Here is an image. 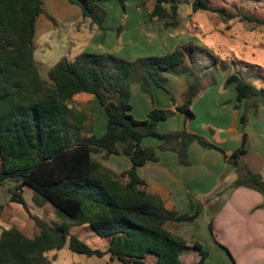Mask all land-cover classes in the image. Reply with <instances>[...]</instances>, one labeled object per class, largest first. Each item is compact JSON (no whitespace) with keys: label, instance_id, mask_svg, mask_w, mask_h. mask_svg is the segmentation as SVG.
I'll return each instance as SVG.
<instances>
[{"label":"trees","instance_id":"obj_1","mask_svg":"<svg viewBox=\"0 0 264 264\" xmlns=\"http://www.w3.org/2000/svg\"><path fill=\"white\" fill-rule=\"evenodd\" d=\"M69 1L80 8L84 18L105 30L107 11L102 2L116 1L124 8L128 0ZM41 5V0H0V183H15L11 201L25 211L27 203L20 192L22 187H29L71 220V227H89L99 237L107 238L108 246L105 250L92 248L69 233L68 226L51 227L35 218L38 233L33 237L15 226L0 229V264H51L46 253L60 250L65 244L72 252L87 257L108 254L121 264H149V255L155 257L153 264H181L187 239L174 228L194 223L202 205L192 201L191 211L181 214L167 208L160 195L149 191L136 169L156 161L157 154L141 142L146 137L160 141V150L174 151L185 165L187 148L194 141L203 148L222 150L186 129L159 130L158 123L169 116L164 109L152 108L145 119H135L131 114L130 83L140 82L142 91H148L152 84L164 88L162 72L187 67V46L134 60L89 51L71 60L63 56L48 69V83L40 77L34 59L35 22L42 13ZM178 8L177 0H154L149 15L162 20L164 27L176 26ZM191 9L211 11L226 19L239 16L212 8L207 0H193ZM240 17L252 21L245 14ZM221 66L226 68L225 64ZM224 84L233 85L236 106L246 100L248 108L264 105V88L249 83L243 73L232 71ZM197 85L193 83L185 92L184 102L175 107L189 118L194 117L190 106ZM83 93L93 95L104 109L106 127L101 137L92 133L91 117L74 100ZM250 98L255 100L250 102ZM241 123L242 127L247 123L245 114ZM246 143L243 132L240 146L227 158L237 173L231 187H249L264 196L261 174L240 163L247 151ZM100 151L123 154L131 166L117 174L92 157ZM192 245L199 254L196 264H203L208 253L197 240ZM230 264H235L233 258Z\"/></svg>","mask_w":264,"mask_h":264},{"label":"rangeland","instance_id":"obj_2","mask_svg":"<svg viewBox=\"0 0 264 264\" xmlns=\"http://www.w3.org/2000/svg\"><path fill=\"white\" fill-rule=\"evenodd\" d=\"M177 1L178 24L171 27H164L162 20L150 17L154 0H128L124 8L116 1L102 2L107 11V28L99 40L101 47L98 46V49L92 51L134 60L145 56L165 55L179 46L186 45L187 67L183 71L162 72L161 75L165 77L164 88L152 84L148 91H142L140 82L130 83L132 116L135 119H145L152 108L168 111V118L157 125L161 131L187 129L189 123L191 128L198 131H202L201 128L206 123L221 122L222 125H227L230 114L226 108H230V102H236L234 87L224 84L228 74L238 71L243 73L249 83L264 88V0H207L212 8H222L231 14L239 15L232 19H226L211 11L192 12L193 0ZM41 4L42 11L56 23L53 26H44V16L41 15L37 19L33 39L34 59L40 77L50 83L47 75L49 67L61 56L67 55L69 50L81 51V43H85V40H82L80 35L90 33L88 28L91 21L81 15L77 5L70 4L67 0H42ZM61 9L64 13L60 17L57 13ZM242 14L252 17V21L243 20L240 17ZM78 28L81 29L80 32ZM120 36L122 46L118 39ZM215 61L219 64L216 65ZM222 64H225L226 68L221 67ZM195 82L198 83L196 95L207 92V96L205 99L193 100L190 108L194 117L187 119L180 113H175L174 106L184 102L186 90ZM209 99L225 101V104L214 106L212 103L209 109L204 103ZM74 100L77 106L82 110L86 109L91 117L92 133L101 137L106 127L103 107L90 94H78ZM253 100L255 99L250 98V102ZM247 101L240 104L239 111L247 116L249 130L252 133H261L264 105L260 106L262 111H258L259 106L248 108ZM207 133L209 135L208 130ZM146 140L158 142L150 137L144 138L143 142H147ZM253 143L256 144L255 141ZM14 185L11 180L0 183V229L15 226L27 236L33 237L38 233L34 222L36 218L51 227L68 226L69 233L84 240L92 248H107V238L99 237L87 226L71 227V220L56 212L52 205L44 202L29 187H22L20 192L27 203L28 211H25L22 205L11 201L10 191ZM199 224L196 223L195 227L198 233L202 231V225ZM208 232L206 227L201 238L205 239V236L209 235ZM204 243L207 244V241ZM193 251L197 252L192 240L188 239L180 257L184 264H196L199 254L197 252L198 255L194 256ZM46 255L51 264H89L91 258H96L72 252L67 244L60 250L47 252ZM152 260L151 257L147 262L153 264ZM211 260L213 263L218 261L213 254Z\"/></svg>","mask_w":264,"mask_h":264},{"label":"crops","instance_id":"obj_3","mask_svg":"<svg viewBox=\"0 0 264 264\" xmlns=\"http://www.w3.org/2000/svg\"><path fill=\"white\" fill-rule=\"evenodd\" d=\"M67 1L76 5L69 0ZM63 13L64 10L61 9L57 16L61 17ZM41 15L45 18L43 19L44 26H53L56 23H53L43 11L37 19ZM105 22L106 20L104 26ZM93 25V23H90L88 28L90 33H86L84 36L80 35L81 39L85 40V43H81V51L78 49L69 50L68 54L63 56L71 60L82 51L94 52L92 50L98 49V46L101 47L99 40L102 39L104 30ZM105 27L107 28V26ZM77 30L78 32L81 31L79 28ZM118 39L122 46L121 36ZM215 64L217 65L219 62L215 61ZM206 96L207 92L196 95L194 99L197 101L201 98L205 99ZM235 101V103L234 101L230 102V108H226L230 114L227 125H222L221 122L206 123L201 128L202 131H198L191 128L190 123H186L188 126L187 131L203 136L222 151L203 148L194 141L187 148L188 164L185 165L179 162L174 151L160 150V141L151 142L146 140L147 142H143L142 140L141 142L142 146L154 148L157 154L156 161H148L136 169L137 175L146 182L149 191L160 195L167 208L181 214L191 211L192 201L202 205L201 213L194 223L181 224L174 228V231L187 240H197L202 248L208 252L203 264H230L231 258H233L235 264H264V196L249 187L232 188L237 173L235 168L227 162L228 156L240 146L242 133L245 132L247 135V151L240 158V163L253 171L259 172L264 181V123H260V125H263L260 130L261 133H252L248 128V122L242 127V114L239 107L244 101L236 106L238 104L237 93ZM204 103L210 109L212 103L214 106H218L225 104V101L209 99L205 100ZM176 106L178 105L174 106V111L178 114L180 112L175 110ZM258 106V111H262L260 109L262 104L258 103ZM180 114L187 119H192L182 113ZM254 141L256 144L253 143ZM118 149L121 150L120 145ZM92 157L117 174L131 166L129 158L123 154L107 155L104 151H100L93 154ZM196 223L202 225L200 233L196 231ZM209 226H211V229H209ZM206 227L209 235L202 239L201 234H205ZM206 241L207 244L204 243ZM192 254L194 256L198 255L196 251H193ZM211 254L218 259L217 262H212ZM151 257L153 258L152 261H155V257L151 255L147 256L146 260L148 261ZM88 263L121 264L117 259L110 258L108 254L91 258ZM181 264H184L182 260Z\"/></svg>","mask_w":264,"mask_h":264}]
</instances>
